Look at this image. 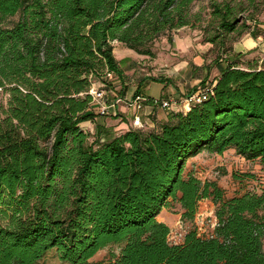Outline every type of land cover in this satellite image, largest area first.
<instances>
[{
    "label": "trees",
    "instance_id": "trees-1",
    "mask_svg": "<svg viewBox=\"0 0 264 264\" xmlns=\"http://www.w3.org/2000/svg\"><path fill=\"white\" fill-rule=\"evenodd\" d=\"M192 1L0 0V264H38L50 249L68 264H264V188L225 198L215 181L183 174L203 150L264 162V64L225 46L243 12L261 33L264 0L211 2L202 41L218 47V74L202 81L206 98L152 127L84 129L89 90L124 77L114 42L154 58L156 40L190 23ZM206 198L211 232L170 243L161 210L176 201L192 222ZM110 245L119 252L90 260Z\"/></svg>",
    "mask_w": 264,
    "mask_h": 264
},
{
    "label": "rangeland",
    "instance_id": "rangeland-1",
    "mask_svg": "<svg viewBox=\"0 0 264 264\" xmlns=\"http://www.w3.org/2000/svg\"><path fill=\"white\" fill-rule=\"evenodd\" d=\"M225 1H228L233 5L241 2L240 0H193L189 7L190 23L185 25L183 28L179 27L168 32L170 40L167 43H165L166 41L164 40L167 39V36H162L154 42L153 51L155 52V57L159 60L156 65H153L152 63L155 57H144V59L134 60L129 57L128 53H136L132 52L128 48H125L122 44H116L114 56L122 59L124 68H134L133 71L124 76V86L129 87L130 83L135 84L140 78L153 76L152 72L157 74L159 72L158 70L162 71V69L167 68L170 63L169 61H174L173 58L176 57L173 54L174 50L171 47V38H173L176 34L189 32L191 36L194 37L200 35L202 37V34L209 35V23H211L213 20L210 7L211 2L222 3ZM241 5L247 7L245 0H242ZM259 7L260 13L258 16V21L264 22V2L260 3ZM248 17L249 12H243L239 14V25L233 33L228 35L227 44H225V46L228 47L231 45L232 49L233 42H239L242 37L248 35V31L253 28L252 22ZM242 23L250 25V27L244 32L239 31L242 27ZM203 28H206V31H204ZM170 65L172 66V64ZM157 67H160V69L153 71V69ZM146 73H149V75H145ZM156 74L154 76H159ZM161 87L162 82L153 80L149 86L150 92L157 98ZM6 98V93L0 90V104H2L4 107L6 106ZM167 112L169 111L167 110ZM109 128L105 129V127H102L100 130L97 129V133L94 134L101 138L110 137L111 130ZM188 172H192L195 176L203 181H215L218 186L224 190L225 198H229L234 195H240L245 192L260 193L264 188V162H261L259 159L247 160L236 154L233 149H227L221 154L204 150L186 163L183 174L186 175ZM214 211L215 204L212 202V200L209 198L203 199L198 203L197 212L193 221H185L180 217L181 208L179 204L172 200L157 218L158 220H164L170 227L168 241L170 243H177L182 240L185 232L192 227L196 228L200 234L208 235L215 223ZM262 248L264 251V237L262 240ZM111 252L117 254L119 252L118 246H107L97 251L90 258V260L107 261L111 257ZM38 264L68 263L60 260L56 256L54 249H50L38 262Z\"/></svg>",
    "mask_w": 264,
    "mask_h": 264
},
{
    "label": "crops",
    "instance_id": "crops-1",
    "mask_svg": "<svg viewBox=\"0 0 264 264\" xmlns=\"http://www.w3.org/2000/svg\"><path fill=\"white\" fill-rule=\"evenodd\" d=\"M183 27L185 26L181 28ZM257 27L261 30L260 34L253 37L248 33V35L242 37L239 42L232 43L231 51L241 53L243 60H250L260 65L264 64V22L258 21ZM164 40L166 41L165 43L169 41L167 39ZM171 40V47L174 50L173 54L176 57L173 58L174 61L168 62L169 66L167 68L162 69V71L158 70L159 72L157 74L151 71L153 76L147 78L142 77L137 83H130L129 87L124 86V77H122V79L112 80L110 88L106 90V101L110 102L117 95L128 97L137 91L156 98V96L150 92L149 88L151 81L156 80L162 82V87L157 98L176 100L180 102V106L182 105V99L201 88L202 81L208 83V81L213 80L217 76L218 71L213 65V59L216 57V53H218V47L216 45L208 41H202L201 35L197 37L191 36L189 32L176 34ZM115 43L116 42H114V45H116ZM131 51L134 52L133 50ZM128 55L134 60L149 57L137 53H128ZM116 59L120 62V67L123 70L124 76L133 71L134 68H124L121 58L116 57ZM158 62L159 60L155 57L152 63L156 65ZM170 64H172V66ZM157 69H160V67L154 68L153 71ZM155 74L159 76H154ZM145 75H149V73ZM178 107L172 106L171 110H176ZM93 111L95 117L92 121L85 122L84 129L95 134L97 133V129L100 130L102 127H105V129L110 127L111 134H117L132 127V119L136 113L133 108H129L124 104H116V106L110 108L107 113L100 114L98 112L97 102H94ZM137 113L140 115L141 121L145 127H152L156 121L166 120L168 114L166 109L149 105H145L143 109ZM193 157H190L187 162ZM163 210L164 208L160 213H162ZM159 221L166 223L164 220Z\"/></svg>",
    "mask_w": 264,
    "mask_h": 264
},
{
    "label": "built area",
    "instance_id": "built-area-1",
    "mask_svg": "<svg viewBox=\"0 0 264 264\" xmlns=\"http://www.w3.org/2000/svg\"><path fill=\"white\" fill-rule=\"evenodd\" d=\"M108 77H111L110 73H107ZM89 93L91 94L94 102L98 103V112L100 114H105L109 111L110 108H114L116 104H124L129 108H133L136 113L132 119V127L133 128H141L143 127V123L141 121L140 115L137 112H140L145 105H149L152 107H159L166 110H171L172 106H179L180 102L176 100H171L168 98H150L147 94L143 92H135L131 96H115L110 102L106 101L105 89H98V87L93 86ZM206 90L199 89L196 92L186 96L184 99L181 100L182 105H180L177 109L181 110L187 107L190 103H196L201 101L202 99L206 98ZM184 106V107H183ZM215 225V223H214ZM213 225V227H214ZM198 231V230H197Z\"/></svg>",
    "mask_w": 264,
    "mask_h": 264
}]
</instances>
